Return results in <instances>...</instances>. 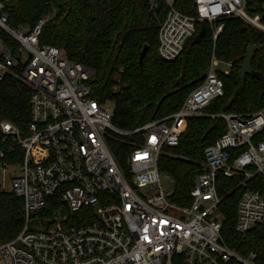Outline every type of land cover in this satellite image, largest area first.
Masks as SVG:
<instances>
[{"label": "built area", "instance_id": "obj_1", "mask_svg": "<svg viewBox=\"0 0 264 264\" xmlns=\"http://www.w3.org/2000/svg\"><path fill=\"white\" fill-rule=\"evenodd\" d=\"M10 1L0 0V80L11 75L31 88V120L26 131L1 122L5 137L23 153L12 161L0 149V186L7 190L1 178L10 173L26 219L14 238L0 244V264H257L255 254L246 258L224 239L219 177H240L246 187L236 230L264 222V193L247 187L256 174L264 176V107L251 113L204 111L225 93L222 74L230 67L221 63L229 62L213 55L202 82L171 115L120 128L113 121L114 103L91 96L95 70L41 42L51 11L34 25L15 26L9 22ZM167 2L159 29L166 60L182 53L198 21L233 14L264 32V3L252 13L247 0H196L197 14L190 15ZM150 4L155 9L158 0ZM222 28L215 29V39ZM195 115L222 116L227 130L205 148L191 199L182 203L172 198L175 180L160 170L159 159L167 146L179 144ZM133 136H139L130 138L134 147L117 153L116 142ZM8 151L16 152L15 145Z\"/></svg>", "mask_w": 264, "mask_h": 264}, {"label": "trees", "instance_id": "obj_2", "mask_svg": "<svg viewBox=\"0 0 264 264\" xmlns=\"http://www.w3.org/2000/svg\"><path fill=\"white\" fill-rule=\"evenodd\" d=\"M262 3L264 0H247V9L257 13ZM173 4L186 14H197L196 0H173ZM54 5L58 12L45 24L41 42L60 47L70 59L95 70L90 80L91 96L114 103L113 121L120 128L132 129L177 111L202 82L213 55L231 63V69L228 74H222L225 93L213 99L204 111L251 113L264 107L261 80L248 74L242 84L239 77L241 63L251 44L256 45L253 67L264 74V32L240 16L230 14L213 22L206 21L200 41H196L201 28L198 21L196 34L185 44L182 53L166 60L159 52V29L169 9L167 0H158L155 9L151 8L150 0H11L7 6L9 22L15 26L34 25ZM221 24L223 28L215 39V29ZM146 44L149 48L141 64L140 54ZM3 120L11 121L21 131H26L31 120V88L11 75L0 80V149L6 150L12 161L20 160L23 152L12 137H5ZM226 130L227 122L222 116H191L179 144L165 148L159 167L175 180L174 200L190 201L195 178L205 161V148ZM130 138L138 140L139 136L118 140L117 153L134 147ZM11 145H15L16 152L8 151ZM127 157L120 160L127 163ZM219 181L224 239L240 254H255V262L264 264V222L244 233L236 230L238 204L246 187L240 185V177L221 175ZM247 187L264 193V176L256 174ZM25 219L23 198L0 186V244L14 238Z\"/></svg>", "mask_w": 264, "mask_h": 264}, {"label": "water", "instance_id": "obj_3", "mask_svg": "<svg viewBox=\"0 0 264 264\" xmlns=\"http://www.w3.org/2000/svg\"><path fill=\"white\" fill-rule=\"evenodd\" d=\"M205 23H206V21H201V28L196 35V41H200L202 39V37L205 33V30H206ZM148 48H149V46H148V44H146L141 51V54H140V63L141 64H143V61H144V58L147 54ZM255 50H256L255 44H251L248 47L247 54H246L243 62L241 63V68L239 71V77H240L241 83L244 84L246 81L247 75L250 74L252 76L259 78L262 82V85L264 86V74L261 71L255 69L253 67V64H252L253 58L255 55Z\"/></svg>", "mask_w": 264, "mask_h": 264}, {"label": "rangeland", "instance_id": "obj_4", "mask_svg": "<svg viewBox=\"0 0 264 264\" xmlns=\"http://www.w3.org/2000/svg\"><path fill=\"white\" fill-rule=\"evenodd\" d=\"M170 2H172L173 0H169ZM58 12V7L57 6H53L52 11H51V15L52 17L55 16V14ZM221 66L223 67H230L231 69V63L225 64V63H221ZM119 76V75H118ZM119 79V78H118ZM117 88V86L115 87ZM1 181H4V184L7 188V190H11L12 189V181L10 180V173H7L4 178H1ZM163 182L164 185L167 186L168 185V179L166 177L163 178ZM242 255V254H241ZM244 256V255H243ZM251 254L249 256H244L246 258L250 257Z\"/></svg>", "mask_w": 264, "mask_h": 264}]
</instances>
